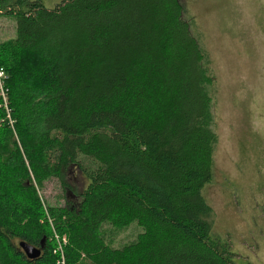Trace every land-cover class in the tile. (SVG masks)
Listing matches in <instances>:
<instances>
[{"label": "trees", "instance_id": "1", "mask_svg": "<svg viewBox=\"0 0 264 264\" xmlns=\"http://www.w3.org/2000/svg\"><path fill=\"white\" fill-rule=\"evenodd\" d=\"M183 13L181 0H0L16 24L0 44V264H60L59 244L64 264H236L203 195L215 77ZM54 180L64 206L39 194ZM133 224L113 247L106 227Z\"/></svg>", "mask_w": 264, "mask_h": 264}, {"label": "rangeland", "instance_id": "2", "mask_svg": "<svg viewBox=\"0 0 264 264\" xmlns=\"http://www.w3.org/2000/svg\"><path fill=\"white\" fill-rule=\"evenodd\" d=\"M29 1L48 9L62 2ZM181 2L183 18L207 52L215 77L211 96L218 141L213 181L203 191L215 214L213 234L228 244L236 264H264V0ZM15 36V22L0 15V44ZM67 181L77 194L86 187L76 168ZM63 191L54 180L39 194L49 206H64ZM106 231L115 248L141 232L136 224L119 233Z\"/></svg>", "mask_w": 264, "mask_h": 264}, {"label": "built area", "instance_id": "3", "mask_svg": "<svg viewBox=\"0 0 264 264\" xmlns=\"http://www.w3.org/2000/svg\"><path fill=\"white\" fill-rule=\"evenodd\" d=\"M8 81L7 73L3 68H0V98L2 100V106L5 110H7L8 118L10 117V110L8 106V99H7V91H6V82ZM58 238L56 237V240ZM63 244L66 243V240H62ZM59 249L61 250V260L59 261L60 264H64V258H63V250L61 244H59Z\"/></svg>", "mask_w": 264, "mask_h": 264}, {"label": "water", "instance_id": "4", "mask_svg": "<svg viewBox=\"0 0 264 264\" xmlns=\"http://www.w3.org/2000/svg\"><path fill=\"white\" fill-rule=\"evenodd\" d=\"M20 249L23 251L26 257L30 260L37 259L41 255L40 249H37L25 243H20Z\"/></svg>", "mask_w": 264, "mask_h": 264}]
</instances>
